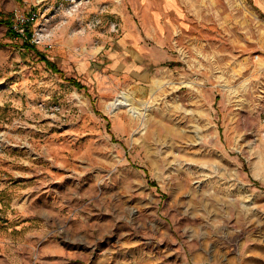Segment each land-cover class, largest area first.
Segmentation results:
<instances>
[{"label": "rangeland", "instance_id": "374dc122", "mask_svg": "<svg viewBox=\"0 0 264 264\" xmlns=\"http://www.w3.org/2000/svg\"><path fill=\"white\" fill-rule=\"evenodd\" d=\"M173 3L151 35L130 0H0V207H68L92 259L264 264V0Z\"/></svg>", "mask_w": 264, "mask_h": 264}, {"label": "crops", "instance_id": "0c3cea01", "mask_svg": "<svg viewBox=\"0 0 264 264\" xmlns=\"http://www.w3.org/2000/svg\"><path fill=\"white\" fill-rule=\"evenodd\" d=\"M130 1L137 4L138 13L145 23L144 31L151 35L161 34L165 13L175 10L173 0ZM152 1H159L160 7L155 10L151 6L149 8L147 5H151ZM133 31L129 30L128 36L138 35ZM6 208L0 207V210L9 211L11 219L9 222L0 219L3 221L0 228V264H129L128 260H119L107 254V246L101 243L99 252L92 259L95 249H92L90 240L84 241L77 219L70 223L69 231H65L64 235L58 234L56 229L64 221L63 215L68 207ZM13 211L21 213V216H16ZM40 241L42 245L37 250ZM36 254L39 258L35 259Z\"/></svg>", "mask_w": 264, "mask_h": 264}, {"label": "trees", "instance_id": "16d2710c", "mask_svg": "<svg viewBox=\"0 0 264 264\" xmlns=\"http://www.w3.org/2000/svg\"><path fill=\"white\" fill-rule=\"evenodd\" d=\"M0 21L8 24L9 32H10L14 37L20 35V34L18 33V31H16V29L13 28V24H12L11 21H9V20L7 21V19H2V18L0 19ZM28 30H29V29H26L25 31H28ZM28 32H29V31H28ZM11 34H10V35H11ZM29 34L31 35V33H29ZM25 44H26V48H28V49H30V50H34V51L38 54V56H39L43 61L46 62L47 66H48L49 68H51L54 72H61V69L58 67L57 63H56L55 61L51 60L50 58H48V56H47L44 52L40 51L35 45L30 44V43L27 42V41L25 42ZM71 82H72L74 85H76L77 87H79V88L83 87L82 83H81L80 81H77L76 79H71Z\"/></svg>", "mask_w": 264, "mask_h": 264}, {"label": "bare ground", "instance_id": "6f19581e", "mask_svg": "<svg viewBox=\"0 0 264 264\" xmlns=\"http://www.w3.org/2000/svg\"><path fill=\"white\" fill-rule=\"evenodd\" d=\"M115 103H117V102H115ZM121 102H119V104H120ZM119 104H117V105H119ZM124 104V103H123Z\"/></svg>", "mask_w": 264, "mask_h": 264}]
</instances>
